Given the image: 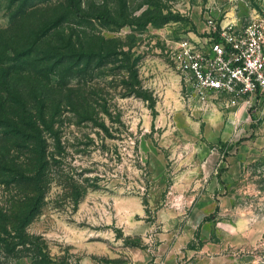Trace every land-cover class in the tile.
<instances>
[{"label": "rangeland", "instance_id": "rangeland-1", "mask_svg": "<svg viewBox=\"0 0 264 264\" xmlns=\"http://www.w3.org/2000/svg\"><path fill=\"white\" fill-rule=\"evenodd\" d=\"M77 1L135 23L78 17L69 0H0V105L55 104L46 136L60 160L28 226L43 245L0 247V264H264V93L206 107L188 98L171 58L214 25L245 29L264 0ZM45 34L93 48L85 73L47 58ZM76 91L92 120L72 110Z\"/></svg>", "mask_w": 264, "mask_h": 264}, {"label": "trees", "instance_id": "trees-1", "mask_svg": "<svg viewBox=\"0 0 264 264\" xmlns=\"http://www.w3.org/2000/svg\"><path fill=\"white\" fill-rule=\"evenodd\" d=\"M68 6L78 17L92 16L118 26L135 23L127 19L119 20L108 11L87 13L83 11L77 0H69ZM168 16V13L151 15L137 21L136 24L145 26L152 20ZM47 34L40 39L43 44L48 42L44 41ZM47 46V58L60 59L59 64H69L66 66L68 72L72 71L74 66L81 65L77 70L72 71L75 76L85 73L87 59L94 53L93 48L81 47L74 43L72 38L59 35L58 42L54 44L48 42ZM40 92V95L46 96L45 91ZM73 96L77 101L69 104L76 117L92 120L93 108L87 100L85 91H76ZM34 103L16 101L11 102L9 106L0 105V184L3 185V193L0 194V247L7 253L16 251L20 247L40 248L43 245L44 241L40 240V236L30 233L28 226L45 203L56 171L53 166L60 161L56 159L46 136L47 132L53 134L52 117L56 113V106L46 105L41 101ZM71 178L66 176L62 179L63 185L67 189L66 195L78 203L81 191L75 185V179ZM219 207L217 204L215 211ZM209 218L210 215L205 216V219Z\"/></svg>", "mask_w": 264, "mask_h": 264}, {"label": "built area", "instance_id": "built-area-1", "mask_svg": "<svg viewBox=\"0 0 264 264\" xmlns=\"http://www.w3.org/2000/svg\"><path fill=\"white\" fill-rule=\"evenodd\" d=\"M171 58L189 99L206 107L218 97L250 102L264 93V17L240 31L214 25L208 36L180 40Z\"/></svg>", "mask_w": 264, "mask_h": 264}]
</instances>
